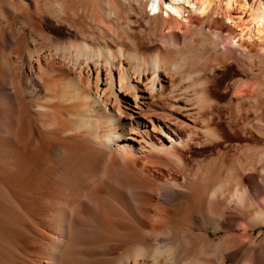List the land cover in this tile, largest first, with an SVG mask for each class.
<instances>
[{"label": "bare ground", "instance_id": "obj_1", "mask_svg": "<svg viewBox=\"0 0 264 264\" xmlns=\"http://www.w3.org/2000/svg\"><path fill=\"white\" fill-rule=\"evenodd\" d=\"M0 264H264V0H0Z\"/></svg>", "mask_w": 264, "mask_h": 264}, {"label": "rangeland", "instance_id": "obj_2", "mask_svg": "<svg viewBox=\"0 0 264 264\" xmlns=\"http://www.w3.org/2000/svg\"><path fill=\"white\" fill-rule=\"evenodd\" d=\"M150 3V2H149ZM150 6H146L147 9H149ZM122 14H117L115 15V19H118V21H120V23L122 24L123 27H126V16L127 14L124 12H121ZM120 15V16H118ZM116 17H119V18H116ZM132 20H134L135 18L132 17L131 18ZM124 21V22H123ZM133 24V25H132ZM138 23H131L130 24V32L126 33L127 34V38L129 39H132V40H143V36H144V32H147L146 28L143 26H140L139 24L137 25ZM77 25H79L80 27H82V29H84L86 32H88V29L86 27V24L84 22H80V21H77ZM133 27V28H132ZM206 28H208V26H206ZM132 31V33H131ZM137 37V39H136ZM154 44H157V42H154ZM221 62V63H220ZM208 66V68H207ZM206 66V69L209 71V70H212V72L217 75L219 78H222V79H225V78H228L230 76H233L234 74L237 73V66L234 62L232 61H213L211 64H208ZM199 68L203 67V65H198ZM241 108L243 110H246L248 108L247 104H242L241 105ZM210 152L209 151H206L205 152V155H209Z\"/></svg>", "mask_w": 264, "mask_h": 264}]
</instances>
